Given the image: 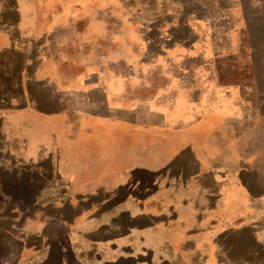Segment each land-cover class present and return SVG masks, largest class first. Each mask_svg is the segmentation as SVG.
I'll return each mask as SVG.
<instances>
[{
    "label": "crops",
    "instance_id": "obj_1",
    "mask_svg": "<svg viewBox=\"0 0 264 264\" xmlns=\"http://www.w3.org/2000/svg\"><path fill=\"white\" fill-rule=\"evenodd\" d=\"M173 3L130 1L137 14L127 19L125 59L108 60L105 47L117 43L99 16L97 36L85 20L92 54L66 72L57 59L56 75L36 69L58 110L50 147L36 156L50 153L46 180L70 200L33 209L12 239L14 264H264V90L246 96L219 82L214 60L244 50L240 31L229 30L233 45L221 48L209 25L198 31V49L176 46L148 60L139 40L155 32L138 26L156 20L157 5L164 28Z\"/></svg>",
    "mask_w": 264,
    "mask_h": 264
},
{
    "label": "rangeland",
    "instance_id": "obj_2",
    "mask_svg": "<svg viewBox=\"0 0 264 264\" xmlns=\"http://www.w3.org/2000/svg\"><path fill=\"white\" fill-rule=\"evenodd\" d=\"M130 1L133 0H0V264L16 261L19 246L12 239L19 236L21 225L33 215V209H51L52 204L70 200L62 195L66 187L46 180L52 173L50 153L43 160L36 156L38 150L50 147L51 114L58 111L51 102V88H39L36 69L42 66L46 76L56 75L57 59L66 72L76 58L82 60V53L92 54L83 36L85 20L95 25L97 36L101 33L99 16L105 20L101 24L107 26L108 42L117 43L116 48L105 47L108 60L125 59L130 51L127 43L131 27L127 19L137 14ZM172 2L167 26L163 28L157 18L161 9L157 5L156 20L142 21L138 26L142 31L155 32L153 37L144 33L139 40L148 50V60L176 46L190 49L196 45L198 49V31H210L209 25L221 48L233 45L226 36L229 30L240 31L244 50L214 60L219 82L239 86L246 96L264 90L260 83L264 78V0ZM116 27L122 31L121 37H115ZM163 29L168 32H158ZM73 37H78L75 44ZM75 51L80 55H74ZM249 52L254 54L250 59ZM255 65L261 69L254 70ZM23 92L26 98L19 101L16 96ZM66 104L65 100L62 105ZM29 107H37L43 119L37 121ZM21 108L27 110L26 118H19ZM52 189L58 191V199L51 197Z\"/></svg>",
    "mask_w": 264,
    "mask_h": 264
}]
</instances>
